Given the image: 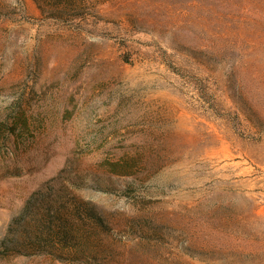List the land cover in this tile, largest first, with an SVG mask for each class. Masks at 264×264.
<instances>
[{
    "label": "rangeland",
    "instance_id": "1",
    "mask_svg": "<svg viewBox=\"0 0 264 264\" xmlns=\"http://www.w3.org/2000/svg\"><path fill=\"white\" fill-rule=\"evenodd\" d=\"M18 116L0 264L114 259L21 248L11 224L55 177L114 223L116 260L264 264V0H110L84 25L0 0V120Z\"/></svg>",
    "mask_w": 264,
    "mask_h": 264
},
{
    "label": "trees",
    "instance_id": "2",
    "mask_svg": "<svg viewBox=\"0 0 264 264\" xmlns=\"http://www.w3.org/2000/svg\"><path fill=\"white\" fill-rule=\"evenodd\" d=\"M110 0H35L41 13L46 17L68 24L84 25L87 13L99 4ZM25 122L18 116L17 121L0 120V151L7 145L9 136L15 130V123ZM119 172L128 173L135 166L131 161L115 163ZM55 177L39 188L28 199L21 214L15 218L11 227H19L23 235L24 248L30 254H52L59 259H81L94 257H117L114 243L109 238L114 235L115 225L108 215L92 201L74 193L66 182ZM67 180H70L67 178ZM155 225V224H154ZM159 236L160 229L144 230ZM116 244L118 242L116 241ZM110 260L109 264L113 263ZM132 264L123 256L120 262ZM181 264H190L180 257ZM156 264L157 262L154 261ZM153 263V264H154Z\"/></svg>",
    "mask_w": 264,
    "mask_h": 264
}]
</instances>
